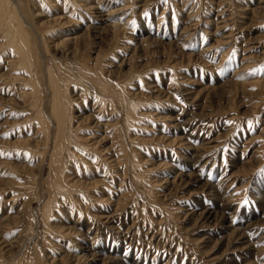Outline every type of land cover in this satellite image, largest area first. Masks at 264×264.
<instances>
[{
	"label": "rangeland",
	"instance_id": "1",
	"mask_svg": "<svg viewBox=\"0 0 264 264\" xmlns=\"http://www.w3.org/2000/svg\"><path fill=\"white\" fill-rule=\"evenodd\" d=\"M0 264H264V0H0Z\"/></svg>",
	"mask_w": 264,
	"mask_h": 264
},
{
	"label": "bare ground",
	"instance_id": "2",
	"mask_svg": "<svg viewBox=\"0 0 264 264\" xmlns=\"http://www.w3.org/2000/svg\"><path fill=\"white\" fill-rule=\"evenodd\" d=\"M5 5H6V3H5Z\"/></svg>",
	"mask_w": 264,
	"mask_h": 264
}]
</instances>
